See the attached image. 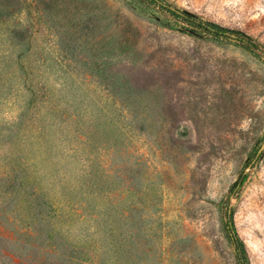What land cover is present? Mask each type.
<instances>
[{
    "label": "rangeland",
    "instance_id": "1",
    "mask_svg": "<svg viewBox=\"0 0 264 264\" xmlns=\"http://www.w3.org/2000/svg\"><path fill=\"white\" fill-rule=\"evenodd\" d=\"M262 51L264 0H0V264H264Z\"/></svg>",
    "mask_w": 264,
    "mask_h": 264
},
{
    "label": "trees",
    "instance_id": "2",
    "mask_svg": "<svg viewBox=\"0 0 264 264\" xmlns=\"http://www.w3.org/2000/svg\"><path fill=\"white\" fill-rule=\"evenodd\" d=\"M162 8H164L167 12L177 17L179 20L187 24L189 27H192L193 29H198L204 33H207L215 37L235 38L243 46L249 49H253V50L258 49L257 44L254 41H252L247 35H245L243 32H240L239 30L222 27L217 24L205 21L193 12H190L187 10H178L176 8H172L168 4H163ZM262 57L264 59V51H262ZM244 179H245V175H241L236 185L242 184ZM226 226H227V231L230 236L231 242L235 249V254H236L238 263L246 264L244 243L235 230L231 214L227 215Z\"/></svg>",
    "mask_w": 264,
    "mask_h": 264
}]
</instances>
